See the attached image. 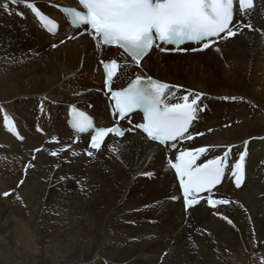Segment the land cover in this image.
<instances>
[{
    "label": "bare ground",
    "instance_id": "obj_1",
    "mask_svg": "<svg viewBox=\"0 0 264 264\" xmlns=\"http://www.w3.org/2000/svg\"><path fill=\"white\" fill-rule=\"evenodd\" d=\"M4 3L0 264H264V0L250 16L252 31L192 56L148 55L141 62L149 75L202 94L206 112L197 126L202 136L178 153L206 147L210 159L231 147L234 164L247 151V183L236 194L237 203L217 211L200 204L189 211L188 222L181 204L167 199L173 179L162 153L140 136L123 138L119 160L105 147L95 159L68 165L63 157L31 153L43 142L35 131L38 116L44 110L64 113L53 102L72 105V96L81 93L78 101H92L95 113L104 107L98 95L85 94L100 88L102 77L90 41L81 38L49 51L48 39L37 34L22 3L0 0ZM16 13L25 14L28 25L18 23ZM168 92L177 96L175 88ZM6 116L16 122L19 139ZM52 122L43 129L63 128L61 136L68 138L62 122L55 116Z\"/></svg>",
    "mask_w": 264,
    "mask_h": 264
},
{
    "label": "snow or ice",
    "instance_id": "obj_2",
    "mask_svg": "<svg viewBox=\"0 0 264 264\" xmlns=\"http://www.w3.org/2000/svg\"><path fill=\"white\" fill-rule=\"evenodd\" d=\"M9 2L24 3L32 9L49 32H56L57 24L42 14L32 0ZM78 3L83 10L71 8L64 10L65 14L72 18L73 24L77 27L90 26L92 38L94 40L99 38L98 47L120 48L136 62L137 66L153 47L160 48V44L174 45L179 49L180 45L186 42L200 44L224 32H227L228 36L237 34L229 27L234 19V0H78ZM236 3L239 5V11L253 7V0H236ZM0 7L7 8L8 4H0ZM247 27L251 28V25ZM209 46L210 43L205 42L202 48L193 50L202 51ZM168 50L160 48V51ZM101 63L105 67L106 86L112 92L119 118L125 119L131 113L141 111L146 123L136 127L146 133L147 138L152 141L166 144L177 140L178 137H184L193 122L199 118L198 112L204 110L205 106L200 103L202 94L199 93L189 92L178 98L181 102L167 103L176 96L175 92H168L175 86L151 78L143 80L137 76L129 87L115 91L112 84L121 65L115 60ZM74 114L77 117L75 126L79 132L83 133L93 128L91 120L83 113H75L74 110ZM5 120L11 125L9 130L14 131L11 118L6 116ZM109 133L123 135L119 127L98 129L92 136L90 146L99 151ZM192 138L190 133L186 137ZM197 151L202 155L208 149L200 148ZM231 151L232 148L229 147L223 157L209 160L201 167H197L194 172L191 171L193 160L186 159L192 156L190 152L184 151L178 156L179 164L171 163V167L181 176L184 199L188 207L200 202L195 197L190 198L193 192H208L210 195L207 197V203L212 207L229 204L228 200L212 199L211 193L212 189L221 183L226 168L235 177L237 187L243 182L247 151L241 153L238 161L230 166L227 157ZM51 155L55 156L57 153L52 152ZM88 155L91 156L92 153L89 152ZM185 174L188 177L187 182L183 179ZM3 195L7 196L10 193Z\"/></svg>",
    "mask_w": 264,
    "mask_h": 264
},
{
    "label": "rangeland",
    "instance_id": "obj_3",
    "mask_svg": "<svg viewBox=\"0 0 264 264\" xmlns=\"http://www.w3.org/2000/svg\"><path fill=\"white\" fill-rule=\"evenodd\" d=\"M22 22H21V25H23V26H25V25H28V23L27 22H25V20L24 19H22L21 20ZM44 50H43V48H41V50H40V52H43ZM152 75V74H151ZM154 76V75H153ZM156 77V76H155ZM216 93H218V92H216ZM253 93V92H252ZM253 95V97H256L255 96V93L254 94H252ZM224 96V95H223ZM71 97V96H70ZM226 97V96H225ZM72 99V98H71ZM75 102H77V101H75ZM221 103H223L224 104V102L222 101ZM36 109H37V105H36ZM210 111H211V109H210ZM31 129H32V131H33V129H34V124H32V126H31ZM35 134V133H34ZM37 136V135H36ZM25 139H26V137H25ZM1 170V169H0ZM2 171V170H1ZM156 215V214H155ZM157 216V215H156ZM154 225H158V223H153Z\"/></svg>",
    "mask_w": 264,
    "mask_h": 264
}]
</instances>
